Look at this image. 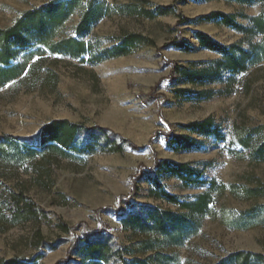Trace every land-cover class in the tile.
Wrapping results in <instances>:
<instances>
[{
	"label": "rangeland",
	"instance_id": "374dc122",
	"mask_svg": "<svg viewBox=\"0 0 264 264\" xmlns=\"http://www.w3.org/2000/svg\"><path fill=\"white\" fill-rule=\"evenodd\" d=\"M53 1L68 0H0V30ZM89 3L80 1L52 41L81 42L80 57L33 41L7 63L0 61L3 69L23 66L0 86V264H130L129 257L94 261L85 248L101 242L123 249L140 240L142 235L123 230L121 219L142 207L178 211L154 196L156 184L180 201L207 187H186L168 174L137 178L157 160L188 164L202 171L201 179L224 186L212 194V214L199 232L166 254L176 253L178 264H243L233 256H264V193L249 196L245 190L264 188V157L258 158L264 143V60L243 72L224 70L223 57L200 48L194 36L199 31L235 46L238 57L240 50L264 43V34L198 18L219 12L248 28L249 19L264 17V2L95 0L104 16L81 37L76 28ZM166 7L170 14L145 16ZM181 18L186 21L179 23ZM134 35L144 41L129 54L96 61ZM176 37L192 48L172 46ZM173 63L218 69L219 79L187 83L171 73ZM200 92L211 96L198 101ZM208 119L221 138L184 128ZM55 121L75 129L65 144L41 140L42 130ZM168 133L188 136L199 146L177 150L175 143L167 144ZM20 194L33 204L35 216L16 212L12 197ZM249 264L264 262L250 257Z\"/></svg>",
	"mask_w": 264,
	"mask_h": 264
},
{
	"label": "trees",
	"instance_id": "16d2710c",
	"mask_svg": "<svg viewBox=\"0 0 264 264\" xmlns=\"http://www.w3.org/2000/svg\"><path fill=\"white\" fill-rule=\"evenodd\" d=\"M81 0H68L66 2L53 1L38 9L25 12L16 23L5 29L0 30V61L7 63L17 54L29 47L34 41L47 46L53 53L68 55L71 57H80L85 53L81 42L76 40L61 41L53 43L56 30L78 7ZM90 0L87 9L81 15L76 32L79 36H85L91 27L95 25L103 16L104 12L100 6H94ZM208 1V0H207ZM242 3L253 4L264 2V0H240ZM171 13V8H159L154 12H146L147 18H154ZM248 28L235 22V16L219 12H212L200 16L198 21H216L226 27L242 33H251L253 35L264 34V17L257 16L249 19ZM186 19L179 20L184 23ZM195 39L200 48L216 52L223 57L224 70L232 72H243L248 66L254 65L264 60V43L256 44L250 51H239L237 57L235 46L226 47L203 32H195ZM139 36L127 37L119 46L112 50H106L96 61L107 58H115L129 54L136 46L143 43ZM148 43V42H147ZM171 45L184 50L191 49L182 37H176ZM261 48V49H260ZM194 49V48H193ZM258 49L260 51H258ZM220 62V63H223ZM23 71V66L19 68L3 69L0 68V86L7 81L17 77ZM171 73H177L185 82L193 85H201L214 82L219 79L220 71L214 72L208 69L191 70L189 68L172 64ZM211 94L200 92L196 95V100L208 99ZM68 131H63L64 128ZM190 133L203 137L221 138L218 128L211 120L195 121L184 126ZM75 132L74 127L68 126L64 121H55L46 126L41 133L42 142L56 141L67 143ZM168 145H177V150H191L197 148L198 142L188 136L165 135ZM120 148H113L112 151H119ZM258 158L264 157V143L261 146ZM146 174L159 175L168 174L169 177H176L181 180L186 187H203L205 190L194 196L191 200L180 201L175 195L169 194L156 184L154 196L164 200L169 204L177 206L178 211L161 209L159 207H142L138 212H131L121 219L123 230L129 231L133 235L140 234L143 237L126 246L123 249L110 248L106 244L96 242L87 244L85 248L87 257L94 261L107 262L110 258H115L125 262V257H129L130 264H178L176 253L166 254L171 248H178L183 245L185 240L196 235L202 225V221L212 214L210 202L212 194L224 186H219L216 181H206L201 179L202 171L190 167L188 164L170 162L167 160H157L152 168L141 171L137 178H142ZM249 196H257L264 193L263 187L245 189ZM12 203L17 213L26 217L35 216L36 212L33 204L26 201L22 194L12 197ZM254 215V212L250 214ZM65 231H69L65 228ZM235 259H243V264H249V258L253 257L255 261L264 262V256L256 254L251 256L247 253L235 254ZM8 264H16L10 261Z\"/></svg>",
	"mask_w": 264,
	"mask_h": 264
}]
</instances>
